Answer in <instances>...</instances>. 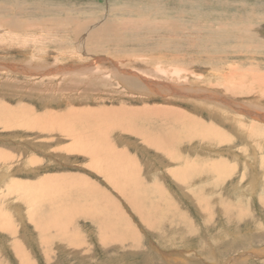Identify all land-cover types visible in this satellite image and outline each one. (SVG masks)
<instances>
[{"label": "rangeland", "instance_id": "374dc122", "mask_svg": "<svg viewBox=\"0 0 264 264\" xmlns=\"http://www.w3.org/2000/svg\"><path fill=\"white\" fill-rule=\"evenodd\" d=\"M13 19L19 21L17 25L19 24L21 26L19 28L21 29L18 30V26L15 27L17 30L13 28V24H10V21ZM162 19L175 21L176 26L173 29L174 31L170 28L167 29L170 32L164 29L161 24ZM0 23V65L10 66L14 63H18L20 65L19 67L25 66L27 68L30 66V68H28L29 70H27L28 73L26 71V73L9 71L6 67L0 66V107H3L4 112L6 113L8 110L12 109L16 112L19 111L21 115V109H29L33 112V117L39 115L37 118L41 119L44 117L50 118L51 116H62L66 111H71V108L74 109L76 106L81 108L93 106L94 108H97L104 104L112 110H120L121 106H126L125 108L134 107L139 109L144 106L156 105L163 107L167 106L168 108L170 107V109L173 108L179 113L192 116L204 122L207 126L211 125V131H207V133L199 132L196 129L198 131L197 133L193 132V134H190V132H188L190 126L186 129L181 128L184 129V133L188 132L185 134V137L181 139V135H177V129L180 127L177 128L175 124L170 125L172 118L166 119L165 116L153 115L149 117V119L136 118V120L132 121V128L133 130L136 129L134 131L121 132V130H113L111 134L106 135V139L110 140L112 144L117 145L118 140L124 147L128 148L129 154H133L135 157L137 156L142 164L147 163L146 161L149 160V167H152H150L152 172L147 173L146 169H143L141 177L144 179V177L149 176L148 178L151 182L159 180L164 184L175 200L179 202V205L181 204L180 209H184L187 214L186 224L184 227L180 226L177 230L168 229L166 231L164 229H167L168 227L164 226L165 223L160 221V217H158V220L161 224H157V227L159 225L158 228H151L153 230L145 225H142L143 227L139 225L137 214L125 203L124 197H122L117 190L112 188V186L101 177V174H95L90 171V168H83L82 164L83 162L85 163V159L82 155L75 151H68L64 148L65 145L71 143V140L69 138L65 139L64 136L65 140H58L62 137L59 136L62 134L60 129H58L59 132H57V129H55L54 132H51L46 129L47 127L44 129H41L40 127L28 128L16 124L4 127L0 124V151L10 153L11 156V160H7L8 163L6 165L0 162V173L1 170L4 173L6 171H13L11 174H13L15 178H18L21 181L28 180L35 182L44 175H55L62 172H81L86 177H89V181L94 182L96 185L98 184V186L107 193L109 200L111 199L115 205L119 206L118 208H120L121 211L124 210L126 215L134 219L132 224L139 231V239L136 243H133L120 232L121 229L124 231L125 226L124 228H121V225L117 224L119 223L117 222L118 220L112 218V221L114 220L115 222L111 221V223H115V226L117 225L116 227L119 230L116 227L115 229L117 232H120L121 238H124V240H122L124 243L110 241V243L108 242L107 244H100V242H97V238L100 239L101 235L99 222L86 217L74 218V223H71L73 224L71 229H76L81 237L84 234L86 242L83 240L82 244L71 248L69 247L70 245L62 243L61 240L52 242V238H50V243H43V248L40 245V242H42L41 236L36 230L35 232L39 236L31 230L33 227L30 226L29 219L27 220V216L24 215L25 209H21L20 216H17L14 207L5 204L7 206L6 209L9 210V213L12 215L13 221L12 228H10L11 230H0V264H18V257L12 254V251L9 248L11 238L12 240H21V243H24L21 250L26 249L29 255L27 261L28 264H44L45 257L43 253L48 254L50 264H164V262L167 264V259H171L169 253L178 251L186 253L184 254L187 258V261H185L186 264H211L207 263L206 258L204 259L199 253L200 250H205L204 247H206L205 251H207L209 245L206 243L209 239L210 242L214 239L213 243L217 242L218 245L221 243L219 247L222 249V252L220 251V254L218 253L220 259L221 257H226L229 251L231 254L236 250L245 247L249 248L251 244H256L259 247L263 246L262 248H264V200L262 198L264 195V154L262 153L264 152V138L262 136H248L247 132L248 124L250 125L251 123H253L252 127H254V129L261 128V130H264V122L261 120L259 121V119L253 121L245 120V125L243 126V124L234 123V119L224 120L222 117H215L208 108H206L205 90L206 84L208 86V82L210 84L219 83L218 80L220 79L217 76L221 75L223 72L228 73L230 71V74H228L230 81L238 82V80L240 81L242 79L241 81L243 82L241 83L245 86L255 85L254 88L251 86L253 91L250 92V94L246 93L245 90L241 91L238 87V93L236 96L245 93L243 94L245 97L243 100L252 99V101L249 100L248 103H252L253 106H260L261 104V106L264 107V95L260 94L264 90V39L256 36L259 40L257 38L254 39L255 37H253V39L249 38V41L243 36V34L236 35L237 33H235L234 30V28L239 26L242 27L246 24H254V26L256 24L263 25L264 0H0ZM235 23L237 26L234 25ZM92 24H95L92 26L93 28L98 27L99 25L105 27V32L102 36V43H96V45H103V49L106 50H94V52L92 50L97 57H100L97 58V60L100 61H96V59L94 61V58H96L95 55H88L78 49L79 44L77 43L78 41L81 42L80 37L83 38L86 31L82 32L80 35H78L77 31H82L85 27L91 28ZM258 25H256V27ZM103 26L102 28H104ZM232 26L234 32L231 28ZM155 30L158 32L156 33ZM103 31L104 30L102 29V32ZM125 31L128 32L126 33ZM184 33L185 35H183ZM228 34L234 35H230V37H232L230 38L227 36ZM210 37H213V41ZM140 38L141 41L139 40ZM163 39H166L165 41H176V43L181 46L178 49L179 51H174L173 49H163L158 51L159 49L154 50L149 47L153 42L158 40L164 41ZM145 40L148 47L145 45ZM206 41H212L210 42L211 44L214 42V44H212L213 46L211 47V44L209 42L206 43ZM216 41L219 42L217 43L218 45L216 44ZM86 47L88 48V46ZM89 47H91V45ZM103 54H105V56L107 54L110 59L118 65V67L122 66L121 68L123 69L126 68L124 66H127L128 69H132V67L129 66L131 62L127 61V58L144 60L147 59L148 56H155L159 57V59L162 57L167 61V59L172 60L173 57H176L178 62L186 63V66L183 65L181 67L184 70L179 72L178 76L171 74L170 72L167 73V80L170 79L174 82L179 81L185 83L187 88L184 89L186 91L192 92V94L194 93L195 95L198 93L201 95V98L195 99L194 97L187 98L183 96L176 97L171 94H157L155 95L157 96L156 98L143 101L139 100L136 98V95H139V93L136 92L140 91L138 90L135 93L128 92V87L124 88L123 85H121L123 82L120 75L110 69L109 63L101 60ZM143 55L147 56L144 57ZM88 62H96L97 65L94 64V66H89L88 69L98 68L100 70L98 73L100 76L104 74L102 72H105L108 75L109 79L107 82H104L100 87L98 86V88H102L104 91L101 89V91L98 90V92H96L94 88L90 89L92 93L86 91V87L89 85L88 82H90L91 79L88 77V74H92L91 72L88 73L86 71L85 74H82L81 71H79L76 73L79 75V81L81 79H86V82L83 83L85 85H83L81 83L78 84L77 78L73 79L69 76L73 71L70 72L71 74L66 73V75H55L49 74L47 69H42V71L40 69V67L43 68V66H50L53 63L56 65H74V63L87 64ZM162 62L160 65L170 71L173 63L171 64L170 62V64H167V62ZM158 63L159 62L156 61H149L150 65H156ZM33 64H36V68ZM222 66H224L223 69ZM225 70H227V72ZM255 75H257L256 79H258L256 80V83L252 84V76ZM84 76L86 78H84ZM87 77L89 80H87ZM94 78H96V76H94ZM116 88L118 90L121 89L119 93H105V90L112 91ZM100 101H102V103ZM79 107H76L75 109L81 111V108ZM27 115L29 117V111L27 112ZM231 121L233 122L231 123ZM193 128L190 131H193ZM140 130H143L146 134L160 136L163 138L164 143L169 138V135L171 137L170 132L174 131L175 136L171 138H175V143H173V141H167V143L170 144L168 147H170V150L173 148L174 153L179 151L180 157L182 156L189 160L196 168L185 173L184 176L177 173L176 176L173 175L172 177L171 175L164 173L162 166L160 167V164H158V159L161 158V160L164 159L167 161L164 155H168V153L162 152L163 150H158L155 146H150L145 143V140L140 136L141 134H136L139 133ZM164 133L168 134L166 135L168 138L163 137ZM105 134H107V132ZM102 138H105V135ZM40 143L42 144L38 146ZM180 151L183 152V154L180 153ZM217 158L226 161L224 162V165L227 166V169L224 172H227V174H224L222 178L217 177V175L215 177L214 174L204 168L205 163H212V161ZM30 159L36 160L34 164L30 162ZM210 159L212 160L210 161ZM244 160H246V163ZM249 161L251 166L253 165L252 167L247 166L250 165ZM176 165L177 163L173 166ZM201 167H203L202 170L200 169ZM161 170L163 172H161ZM143 172H145V174ZM156 172H158V174ZM251 173H255V179L259 181L257 187L255 186L253 189V195L245 192H249L247 182L252 175ZM240 176L241 178H239ZM243 176H245V178ZM213 178L220 181L219 187L221 188V192L227 199L229 197L228 201L231 202L233 210H220V207L215 200H209L214 193L210 192L209 196V190L208 187H206V184L209 182L211 184ZM234 184L239 191L236 194H230L229 191L231 188L236 187ZM194 186L196 188H194ZM67 190H69V188ZM63 193L64 191L62 189H58L57 192L52 194L53 196H48V199L55 198L62 202V200H64ZM153 195V199L159 200L158 198L161 194L156 191ZM90 197L92 201L93 199L97 200L95 197L93 198V196ZM204 198L206 199L204 200ZM41 201H43V199ZM206 201H208L210 204L209 206L212 207V217L210 214H207V217L205 214H203V216V212L199 210V204L202 205L201 208H204V205L206 206L205 203H207ZM5 205L3 204L4 207ZM110 205L113 204L110 203ZM1 207L2 204H0V209L4 210ZM108 212L111 214L114 213L109 208ZM19 217H22V219ZM153 223H155V221H153ZM71 224L69 222L66 224V227ZM22 225H26L27 227H23ZM160 227L164 229H161ZM180 228H185L188 231L189 239L186 238L187 236L185 235L184 238L183 234L180 233ZM255 230L258 232H255ZM243 232L245 233L243 234ZM234 233L239 236L236 238ZM257 233L258 236L256 235ZM205 234L207 240L206 242H203L202 236ZM222 234L225 236H222ZM233 238L235 240L237 239L236 241L239 242L233 243L231 241ZM252 238L255 241L250 240ZM125 239H127V241ZM188 240L190 241V244ZM184 242H187V244ZM230 242L233 244L231 245ZM186 245L188 246L186 247ZM224 246L227 247V250L223 249L225 248ZM192 251L194 253H192ZM21 258L22 264H24V258ZM256 258L257 257L255 256L251 257L250 260L244 264H251L253 263V260H257L254 264H261V262L264 264V258ZM223 259L224 260L220 263L228 261L226 258ZM118 261L122 262L118 263ZM169 262L171 263L172 260ZM176 264L180 263L177 262Z\"/></svg>", "mask_w": 264, "mask_h": 264}, {"label": "bare ground", "instance_id": "6f19581e", "mask_svg": "<svg viewBox=\"0 0 264 264\" xmlns=\"http://www.w3.org/2000/svg\"><path fill=\"white\" fill-rule=\"evenodd\" d=\"M161 21H162L161 24L163 25L162 27H164V29H166V30L168 28L173 30L176 26L175 21H173V20L170 21V20H166V19L163 20L162 19ZM10 22H11L10 24H13L14 27L13 26L12 27L14 29L16 26H18V30L21 29V28H19L21 26L19 24L17 25V23H19L18 20L13 19ZM150 23H151V20H150ZM236 23L234 24L235 26H237ZM94 25L92 24L91 28L84 26L85 27L84 30L82 29V31H79V30L77 31L78 35L82 34V32H84V31H86L85 36L84 37L82 36L83 38L80 37L81 42L78 41L77 44H79L78 49H80L84 53H87L88 55H95L96 58L93 57L94 61H95V59H96V61H100V60H97V58H100V57L99 56L97 57V55L93 52H94V50L95 51L106 50V49H103V45L102 46L96 45V43H99V44L102 43V40H103L102 36L105 32V27L103 25H99L98 27L93 28L92 26H94ZM149 25H151V24H149ZM256 25H258V24H256ZM256 25L254 26V24H250V25L246 24V25H243L242 27L239 26L237 28H234V30H235V33H237L236 35L243 34V36L245 38H247L248 40H249V38L253 39V37H255L254 39H256L257 38L256 36H259L260 38L264 39V31H263L264 30V24L258 25L257 27H256ZM102 26L104 28H102ZM156 27H157V25H156ZM177 28H179V27H177ZM231 28L233 30V26ZM102 29L104 30L103 32H102ZM15 30H17V29H15ZM234 30H233V32H234ZM106 32H107V29H106ZM125 32L127 33L128 31H125ZM155 32H156V30H155ZM168 32H170V31H168ZM227 32H229V31H227ZM183 35H185V33ZM230 35L231 34H228L227 36L230 37ZM233 35H231V36H233ZM121 36H123V35H121ZM159 37H162V36H159ZM77 38H79V37H77ZM164 38H166V37H164ZM212 38H211V40H212ZM216 38H218V37H216ZM222 38H223V36H222ZM230 38H232V37H230ZM151 39H152V37H151ZM139 40L141 41V38ZM163 40L164 41H161V40L155 41L154 40L155 42H153V44H151V46L149 45V47L153 48L154 50L159 49L158 51H161L163 49H166V50L173 49L174 51H176L179 49V47H181L176 43V41H172V40L165 41L166 39H163ZM206 40H208V39H206ZM258 40H254V41H258ZM212 41H210V42H212ZM217 41H218V39H217ZM217 41H216V44L219 43ZM207 42H209V41H206V43ZM251 42H253V41H251ZM145 43H146V40H145ZM212 44H214V42ZM212 44H211V47L213 46ZM90 45H91V47H89ZM145 45H146V47H148L147 43ZM86 46H88V48ZM238 46H240V45H238ZM140 47H142V46H140ZM182 47H184V46H182ZM215 47H217V46H215ZM263 47H261V48H263ZM90 48H92V49H90ZM218 48H221V47H218ZM243 48H245V47H243ZM92 50H93V52H92ZM180 50H182V49H180ZM256 50H258V49H256ZM254 51H255V49H254ZM105 52H108V51H105ZM110 53H111V51H110ZM146 56L147 55H145L144 57H146ZM216 56H218V55H216ZM137 57H139V56H137ZM158 59H159V57H155V56H151V57L148 56L147 59H144L145 61L140 60V59H128L127 58V61L131 62V64L129 66L132 67V69H134V70L128 69L127 66H124V67H126L124 69L121 68L122 66L118 67V65H116L113 62V60L110 59V57L107 54H106V56H105V54H103L101 60L109 63L110 69L114 70L116 73H118L120 75V78L122 79V82L124 83V84L122 83L121 85H123L124 88L128 87L127 88L128 92L135 93L138 90L140 91V92H136V93H139V95H136V98H138L139 100H142V101L146 100V99L150 100L152 98H156L157 96H155V95H157V94H171V95L176 96V97L183 96V97H187V98L194 97L195 99L201 98V95L198 93H196L198 95L197 96L194 93L192 94V92L186 91L184 89V88H187L185 83H182L179 81L174 82L170 79L167 80V78H166L167 77L166 75L169 72L171 74L178 76L179 72L184 70L181 67L183 65L186 66V63L178 62L176 57H173L172 60L167 59V61H165L162 57L159 60ZM149 61H153V62L156 61L159 63L156 65H150ZM162 61L167 62V64H170V62H171V64L173 63L171 65L170 71L166 70V68H163V66L160 65ZM16 64H18V63H14L10 66L1 64L0 66L6 67L7 70H9V71H18L20 73H26V72L28 73L27 70H29L28 68H30V66L27 68L24 66L25 67L24 68V67H19L20 65L19 64L16 65ZM53 64H51L50 66H43V68L40 67V69H41V71H42V69H47L49 74H55V75L56 74H63V75L65 74L66 75V73L71 74L70 72L73 71V73L71 75L68 74L73 79L79 78V75L76 74L79 71H81L82 74H85L86 71L88 73L91 72L92 74H94V75L88 74V77H90L91 79H90V82H88L89 83L88 87H86L87 90L84 88L87 92H91L90 91L91 88H94L96 90V92H98V90L101 91L102 88L100 89V88H98V86L100 87L104 82H107V80L109 79L108 75L105 72H102L104 74L102 76H100L98 74L100 72V70L98 68L88 69L89 66H94V64L96 65V62H90V63L88 62L87 64H80V63L75 64L74 63V65L73 64H69V65H67V64L66 65L65 64H63V65L54 64L53 65ZM125 64H127V63H125ZM35 65H34V67H35ZM105 66H106V64H105ZM223 67L224 66H222V69H223ZM231 67H233V66H231ZM104 69H106V68H104ZM244 69H245V67H244ZM107 70H108V68H107ZM218 70H220V69H218ZM4 71H6V70H4ZM30 71H33V70H30ZM225 71L227 72V70H225ZM229 72L228 73L223 72L224 74L222 73L221 75L217 76L220 79V80H218L219 83L210 84L208 82V86L206 84V89H205L206 90V108H208V110L215 117H220V118L222 117V119H224V120H228V119L233 120L234 119V123L243 124V126L245 125V122H244L245 120L253 121V120L259 119V121L261 120L264 122V112H263L264 107L261 106V104H260V106H257V105L253 106L252 103L251 104L248 103V101L249 100L252 101V99H246V100L244 99L243 100V98H245L243 94H245V93H243V94L241 93L239 96H236V94L238 93V87L240 88L241 91L245 90L246 93L250 94V92L253 91V88L255 85L245 86L241 83V82H243V81H241L242 79L240 81L238 80V82H232L229 80L230 79V77L228 75V74H230ZM52 76H54V75H52ZM94 76H96V78H94ZM256 76L257 75L252 76L253 77L252 78L253 79L252 84L256 83V80L258 79V78L256 79ZM88 77H87V80H89ZM215 77H216V75H215ZM84 78H86V77L84 76ZM52 79H53V77H52ZM65 79H66V77H65ZM77 81H78V84L79 83L83 84L84 82H86V79H81L80 81L78 79ZM246 83H247V81H246ZM74 84H76V83H74ZM83 85H85V84H83ZM251 86L253 88H251ZM78 87H79V85H78ZM78 87H75V88H78ZM120 90H118L117 88L112 90L113 92L111 90H105V93L106 94L110 93V92L111 93H114V92L119 93ZM102 91H104V89H102ZM194 92H195V90H194ZM50 94H52V93H50ZM260 94L264 95V90ZM263 95H262V97H263ZM104 96H103V98H104ZM238 97L241 99H239ZM94 98H92V99H94ZM101 98H102V96H101ZM98 100H100V99H98ZM100 102L102 103V101H100ZM111 102H112V100H111ZM253 103H255V102H253ZM76 107H79V106H76ZM125 107L126 106H121L120 110H116V109L112 110L111 108L102 104L101 106H99L97 108H94L93 106L92 107L91 106L90 107H82V108L79 107V108H81V111H79L75 108L74 109L71 108V111H66L64 113V115H62V116H57V117L51 116L50 118L44 117L41 119L37 118L39 115L36 117H33V112L30 111L29 109H27V110L21 109L20 111H22V114L20 115L19 111L16 112V111H13L12 109L8 110L6 108L8 110L6 113V112H4V108L0 107V124H2L4 127H9V126H11V124L22 125V126H25L28 128L40 127L41 129H44L45 127H47L46 129L51 131V132H54L55 129H57V132H59L58 129H60V131H62V134L59 136H62V137L58 140L63 141L62 139H64V137H65V139L69 138L71 140V143L65 145L64 148L68 151L69 150L75 151L76 153H79L80 155H82L83 158L85 159V163L83 162V164H82L83 168L87 167V168L91 169V170L90 169H88V170L94 172L95 174L96 173L101 174L102 175L101 177L104 178L112 186V188L117 190L122 197H124L125 203L128 206H130L131 209H133L132 211H134L137 214L139 225H141V226L145 225L146 227L151 229L154 227L156 228L157 224H161V222H164L165 223L164 226H166L168 228L167 229H164L162 227H160V228L164 229L166 231L168 229H176L177 230V229H179L180 226L184 227V225L187 222L186 221V219H187L186 215L187 214L184 211V209L183 210H182V208L180 209L181 204L179 205V202H177L175 200V198L171 195V193L166 189L164 184H162L159 180H155L153 182L149 181V178H148L149 176L144 177V179L141 177V173H142L143 169H146L147 173L152 172V169H151L152 167L151 166H150L151 168L149 167V165H150L149 160L146 161L147 163L142 164V162L138 159L137 156L135 157L133 154L132 155L129 154L128 148L124 147L118 140H117V143H118L117 145L112 144L110 140L106 139L107 138L106 135L111 134V132L113 130H116V131L121 130V132L134 131L136 129L133 130L132 121L136 120V118H138V119L148 118L149 119V117H151L153 115L154 116H160L161 115L162 117L165 116L166 119L172 118L171 119L172 121H170V125L175 124L177 126V128L180 127L179 129H177V135L178 136L181 135V139H183L185 137V134L188 132H190V134H193V132L197 133L198 131L199 132H205V133H207V131L210 132L211 131V127H210L211 125L207 126L204 122H202V121H200V120H198L192 116L179 113L178 111L174 110L173 108L170 109V107L168 108L167 106L163 107V106L152 105V106L140 107L139 109H136L134 107L133 108H128V107L125 108ZM135 109H136V111H135ZM129 110H131V111H129ZM28 111H29V117L27 115ZM138 111H140V112H138ZM223 111H225L226 114ZM217 112H219V113H217ZM239 118H241V119H239ZM162 122H164V121H162ZM232 122L233 121H231V123ZM257 123H259V122H257ZM252 124L253 123H251L250 125L248 124V128H247L248 136H254V137H258V136L261 137L262 136L264 138V130H261V128L254 129V127H252ZM164 126H165V124H164ZM189 126H190L189 131L184 133V131H183L184 129H181V128L186 129ZM192 128H193V131H190ZM106 132H107V134H105ZM136 134H138V135L141 134L140 136L145 140V143L149 144L150 146H155L158 150H163L162 152L168 153V155H164L166 157L167 161L164 159L161 160V158L158 159V164H160V167L162 166V168H163L162 170L167 175L169 174L173 177V175L176 176L177 173H180V175L184 176L185 173H188L189 171L196 168L194 165H192V163H190L189 160L185 159L182 156L180 157L179 151L176 150L177 152L174 153V151H173L174 149L172 148V150H170V147H168V146H170V144H168L167 141H173V143H175V140H174L175 138H171V137L175 136L174 131L170 132L171 137L169 135V138L166 137V135H168L167 133L163 134L164 138H168L167 141H165V143L163 142V138H161L160 136H154V135L148 134V133H147L148 134L147 135L143 130H140L139 133H136ZM225 134H227V133H225ZM104 135H105V138H102ZM108 139H109V137H108ZM223 141H225V140H223ZM190 142H191V140H190ZM258 143H260V142H258ZM41 144L42 143L38 144V146ZM176 144H177V142H176ZM222 144H224V143H222ZM120 145H122V146H120ZM146 146H148V145H146ZM187 148H188V146H187ZM134 151H132V152H134ZM180 153L183 154V152H181V151H180ZM262 153L264 154V152H262ZM258 156H259V154H258ZM10 157H11L10 153L0 151V162L2 164L6 165L8 163L7 160H11ZM193 157H195V156H193ZM64 158H66V157H64ZM256 158H258V157H256ZM70 159H72V158H70ZM212 159H210V161ZM35 161L36 160H34V159H30V162H32L33 164ZM244 161L246 163V160H244ZM224 162H226V161H224L223 159L217 158V159H214L212 161V163H209V164L205 163L204 168H205V170L207 169V171L214 174L215 177L217 175V177L222 178V176L224 174H227V172H224L227 169V166L224 165ZM175 163H177V165L173 166V165H175ZM249 163H250V161H249ZM167 166H169V167H167ZM247 166L252 167L253 165L251 166V163H250V165H247ZM200 169L202 170L203 167H201ZM85 170H87V169H85ZM162 170H161V172H163ZM12 172L13 171H10V172L6 171L4 173L1 170V173H0V204H2L1 208L4 209V210L0 209V230H7L8 231V230H11L10 228H12L11 227L12 221H13L12 215L9 213V210L6 209L7 206L12 205L14 207L15 212H17L16 213L17 216H20L21 209H25L24 215L27 216V220L29 219L30 226L33 227V229H31V230H33L34 233H36L35 232V230H36L37 233L41 236L42 242H40V245L43 248H44L43 243H45V242L50 243V241H49L50 238H52V242L61 240L62 243L70 245L69 247H71V248L74 246H78V245L82 244L83 240L85 241V237H84L85 235L83 234L81 237L78 234L76 229H73V230L71 229L73 227L72 226L73 224H71V223H74V218H82V217H86L88 219L92 218L94 221L99 222L101 235H100V239L97 238V242L98 243L100 242V244L101 243L107 244L108 242L110 243V241L123 242L122 240H124V238H121L120 232L123 235H125L126 238H128L133 243H136V241L139 239V234H138L139 231L132 224V222H134V219L130 218L128 215H126L124 210L121 211L120 208H118L119 206L115 205L111 199L109 200V196L107 195V193L105 191H103L98 186V184L96 185L94 182L89 181V177H86L81 172H78V171L77 172H62V173L55 174V175H51V174L44 175L38 181H35V182L28 181V180L27 181H25V180L21 181L20 179L15 178L14 175L11 174ZM143 173L145 174V172H143ZM156 173L158 174V172H156ZM243 177L245 178V176H243ZM220 178H218V179H220ZM236 178H238V177H236ZM239 178H241V176ZM144 180L146 181V183ZM219 182L220 181H218L217 179L215 180V178H213L211 184H210V182L208 184H206V187H208V190H209V196H210V192L214 193V194H212L213 195L211 197L212 199L210 198L209 200L210 201L215 200L217 202L218 206L220 207V210H223V209L229 210L230 209V211H231V210H233V208H232L233 206L231 205V202L228 201L229 197L227 199L225 197V195L223 196V193L221 192V188L219 187V184H220ZM258 182L259 181L255 179V173H253L247 182L248 183L247 188L249 189V192H247V191H245V192L252 194L254 191L253 189L255 188V186L257 187ZM226 187H227V185H226ZM68 188H69V190H72V191L67 190ZM194 188H196V187L194 186ZM228 188H229V186H228ZM58 189L59 190L62 189L64 191V193H63L64 194V196H63L64 200H62V202H60L61 200L58 201L55 198L54 199H48V196H50V195L53 196L52 194L57 192ZM188 189H189V187H188ZM202 189H203V187H202ZM236 189H237V186L232 187L231 190L229 191V193L230 194L238 193L239 189H237V191H236ZM156 191H157V193L161 194L158 198L159 200L153 199V196H154L153 194H155ZM191 191H192V189H191ZM200 192H202V191H200ZM136 194H137V196H136ZM185 195H187V194H185ZM90 196H93V198L95 197L97 200L93 199V201H92ZM80 197H81V199H80ZM262 198L264 200V195L262 196ZM42 199H43V201H41ZM197 199H199V198H197ZM205 199L206 198H204V200ZM208 201H206L207 203H205L206 206L204 205V208H201L202 205L199 204V210H201V212H203L202 215L205 214L207 217V214H210V216L212 217L211 214H212L213 210H212V207L209 206L210 204L208 203ZM110 203H112L113 205H110ZM3 204L4 205L7 204V206L5 205V207H4ZM176 205L178 206V208ZM108 208L114 212L113 213L114 217H113V214L108 212ZM178 210H179V212H178ZM15 212H14V216H15ZM224 214H225V211H224ZM231 215H233V214H231ZM225 216H226V214H225ZM158 217H160L161 222L158 220L159 219ZM19 218L22 219V217H19ZM112 218H114L115 220H118L117 222H119V223H117V224L121 225V228H124V226H125L124 231H123V229H121L120 232H117V230L115 229V227L117 225L115 226V223L114 224L111 223ZM132 219H133V221H132ZM139 219L142 221H140ZM153 221H155V223H153ZM69 222L71 225H67V226L70 229L68 227H66V224H68ZM22 224H23V222H22ZM22 226L25 227L26 225L25 226L22 225ZM158 227H159V225H158ZM180 229H181L180 233H182L183 236L184 235L187 236L186 238L189 239L188 231L185 228L184 229L180 228ZM208 229H210V228H208ZM151 230H153V229H151ZM256 230H258V229H256ZM256 230H255V232H258ZM13 232H14V230H13ZM158 232H160V231H158ZM245 232H243V234ZM155 234H157V233H155ZM223 235L224 234H222V236ZM235 235H236V238H237V236H239L238 234H235ZM250 235H252V234H250ZM256 235L258 236V233ZM180 236H182V235H180ZM180 236H178V237H180ZM185 236H184V238H185ZM232 237H233V235H232ZM1 238H2V236H1ZM226 238H227V236H226ZM22 239H23V237H22ZM125 240L127 241V239H125ZM202 240H203V242L204 241L206 242V240H207L206 234L202 236ZM213 240L211 241L212 242L211 243L210 239H209L208 242L206 243L209 245L207 251H205L206 247H204L205 250H200V252H199L201 254L200 256H202L204 259L206 258L207 263H211V264H244V263L248 262L251 257H254V256L257 257L256 259H258L260 257L264 258V248H262L263 246L259 247L256 244H251L249 248L244 246L245 248L239 249L240 248L239 247L238 248L239 250H236V251L232 252L231 254L229 251L227 256L223 257V258L228 259V261L220 263L222 260H224L221 256H220L221 259L218 257V255L220 254L219 252L222 250L219 247L221 243L218 245L217 242L213 243ZM216 240H219V239H216ZM234 240L235 239L233 238V240H231V241L233 243L237 242L236 241L237 239L235 241ZM238 240H240V239H238ZM250 240H254V239L252 238ZM25 242H26V240H25ZM187 242H184V243L187 244ZM22 243H21V240H12V238H11L10 242H9V248L11 249L12 254H14L16 257H18V264H22V261H21L22 258L21 257L24 258L23 259V262L25 261L24 264H28L27 261H28L29 255H28L26 249L21 250L22 249L21 247L24 246V243L23 244ZM233 243H231V245ZM189 244H190V241H189ZM198 245H200V244H198ZM228 245H230V244H228ZM187 246L188 245H186V247ZM182 247H184V246H182ZM186 247H185V249H186ZM190 247H188V248H190ZM224 247L225 248H223V249L225 250L227 247L226 246H224ZM99 248H100V246H99ZM192 253H194V252L192 251ZM43 254L45 257L44 258V260H45L44 264H50V261H49L50 258L48 256V254L47 253H43ZM184 254H186V253H182L179 251L178 252H170L169 256L171 257V259H167V264H176L177 262L180 264H186L185 261H187V258ZM165 255H166V253H165ZM177 259H179V260H177ZM170 260H172L171 263L169 262ZM196 260H197V258H196ZM162 261H166V260H162ZM179 261H181V262H179ZM256 261L257 260H253V263H251V264H254ZM259 261H261V260H259ZM121 262L122 261H118V263H121ZM262 263L263 262H261V264ZM164 264H165V262H164ZM187 264H189V263H187Z\"/></svg>", "mask_w": 264, "mask_h": 264}, {"label": "water", "instance_id": "95a60500", "mask_svg": "<svg viewBox=\"0 0 264 264\" xmlns=\"http://www.w3.org/2000/svg\"><path fill=\"white\" fill-rule=\"evenodd\" d=\"M264 31V30H263Z\"/></svg>", "mask_w": 264, "mask_h": 264}]
</instances>
